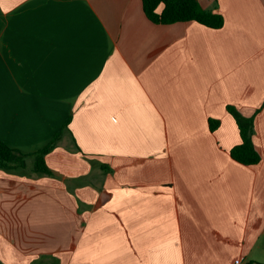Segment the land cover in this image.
Masks as SVG:
<instances>
[{
	"label": "crops",
	"instance_id": "1",
	"mask_svg": "<svg viewBox=\"0 0 264 264\" xmlns=\"http://www.w3.org/2000/svg\"><path fill=\"white\" fill-rule=\"evenodd\" d=\"M198 1L221 29L0 0V140L34 153L69 121L54 176L0 169V264H264V0ZM228 105L261 109L258 165Z\"/></svg>",
	"mask_w": 264,
	"mask_h": 264
},
{
	"label": "trees",
	"instance_id": "2",
	"mask_svg": "<svg viewBox=\"0 0 264 264\" xmlns=\"http://www.w3.org/2000/svg\"><path fill=\"white\" fill-rule=\"evenodd\" d=\"M142 2L146 16L155 24L170 25L179 22L195 21L212 29H221L224 26L223 16L215 13L213 10L203 8L198 0H142ZM160 6H163L162 12L158 11ZM226 109L236 121L242 139L241 144L231 150V157L242 165H258L262 160V156L256 148L254 136L256 133V116L261 109L251 117L244 116L233 105H228ZM68 124L69 121L63 125L61 131L55 134L50 143L34 153L24 154L0 140V169L7 171L26 169L29 160L33 158L34 174L49 177L54 176L47 164L46 156L56 149L61 134L63 130L68 128ZM209 125L210 130L214 132L220 126V121L210 119ZM78 151L81 152L79 148Z\"/></svg>",
	"mask_w": 264,
	"mask_h": 264
},
{
	"label": "built area",
	"instance_id": "3",
	"mask_svg": "<svg viewBox=\"0 0 264 264\" xmlns=\"http://www.w3.org/2000/svg\"><path fill=\"white\" fill-rule=\"evenodd\" d=\"M235 264H242L240 260L236 261Z\"/></svg>",
	"mask_w": 264,
	"mask_h": 264
}]
</instances>
